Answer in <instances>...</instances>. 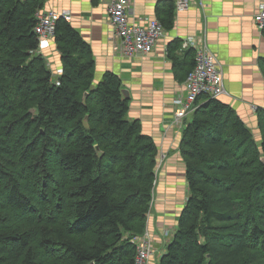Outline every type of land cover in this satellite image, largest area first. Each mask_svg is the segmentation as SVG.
<instances>
[{"label": "trees", "instance_id": "1", "mask_svg": "<svg viewBox=\"0 0 264 264\" xmlns=\"http://www.w3.org/2000/svg\"><path fill=\"white\" fill-rule=\"evenodd\" d=\"M45 2L0 0V264H39L40 252L66 264H135L158 145L130 117L118 75L106 72L95 84L91 46L64 19L54 34L63 73L53 81L34 30ZM156 17L171 29L175 1L160 0ZM181 42L169 45L175 66L186 64L176 55ZM181 52L189 72L195 51ZM261 67L264 74V58ZM195 104L180 142L188 196L156 264H264V108L256 111L259 142L220 98L201 95ZM53 179L62 193L76 184L67 216L60 206L42 212L40 186ZM7 207L46 223L40 232L11 229ZM89 232L91 243L81 239Z\"/></svg>", "mask_w": 264, "mask_h": 264}, {"label": "crops", "instance_id": "2", "mask_svg": "<svg viewBox=\"0 0 264 264\" xmlns=\"http://www.w3.org/2000/svg\"><path fill=\"white\" fill-rule=\"evenodd\" d=\"M160 0H130L127 17L130 22L146 25L156 17ZM112 0H46L44 10L71 13V24L91 46L98 82L106 72H113L129 90L130 117L139 119L143 132L158 145L156 182L148 214L147 227L161 256L177 228L178 217L188 196L186 164L180 151L182 129L173 125L175 101L185 94L187 62L185 53L177 51L186 64L175 66L169 54L174 40L187 37L206 38L224 70L228 103L252 129L260 142L256 111L264 108V31L254 15L264 0H190L188 9L175 7L171 29L147 55L124 57L117 50L120 40L109 20ZM53 39L41 53L59 63L52 55ZM50 52V53H49ZM178 60V59H177ZM164 247V248H163Z\"/></svg>", "mask_w": 264, "mask_h": 264}, {"label": "built area", "instance_id": "3", "mask_svg": "<svg viewBox=\"0 0 264 264\" xmlns=\"http://www.w3.org/2000/svg\"><path fill=\"white\" fill-rule=\"evenodd\" d=\"M130 0H112L108 8L110 24L115 35L120 39V54L124 57H136L150 54L166 29L157 18L146 25L130 22L127 10ZM190 0H177L176 8L180 11L189 7ZM35 32L38 36V49L48 47L52 40L58 20H71L68 12L46 10L38 14ZM255 21L260 29L264 28V2L255 14ZM183 48L192 47L196 53V64L185 80V94L175 101L174 125L182 129L186 118L196 109L195 102L201 95L219 98L227 94L224 83V70L215 53L210 49L206 38L189 37L183 41ZM119 48V47H118ZM136 244L135 264H151L155 248L151 235L145 233L133 239Z\"/></svg>", "mask_w": 264, "mask_h": 264}, {"label": "rangeland", "instance_id": "4", "mask_svg": "<svg viewBox=\"0 0 264 264\" xmlns=\"http://www.w3.org/2000/svg\"><path fill=\"white\" fill-rule=\"evenodd\" d=\"M175 1V7H176V2L177 0H174ZM189 6H190V3H189ZM260 7V6H259ZM189 8V7H188ZM187 8V9H188ZM48 10V9H47ZM49 10H53V9H49ZM259 10V8H258ZM38 12H36V16H38V14L42 13V12H45L46 10L42 8H39L37 10ZM180 11V10H179ZM63 12H68V11H61V13ZM258 12V11H257ZM256 12V13H257ZM70 13V12H68ZM255 13V14H256ZM71 15V13H70ZM255 17V15H254ZM72 19V18H71ZM110 20V19H109ZM71 21V20H70ZM254 21H255V18H254ZM256 23V21H255ZM257 25V23H256ZM258 27V25H257ZM259 28V27H258ZM260 29V28H259ZM260 30H264L263 29H260ZM55 36V35H54ZM54 36H53V41L55 40L54 39ZM189 38V37H187ZM185 38V39H187ZM184 39V40H185ZM120 40V39H119ZM183 40V41H184ZM183 41L181 42V51H184V50H187V49H190L192 47H189V48H183L182 47V44H183ZM209 45V44H208ZM119 48H117V50H120V46L118 45ZM155 48V47H154ZM194 49V48H193ZM52 55H56L59 57L60 55V52L58 50V47L54 41L53 43V47H52ZM195 51V50H194ZM50 53V52H49ZM123 56V55H122ZM45 58V63H46V67L49 68V70L51 71L52 73V79L55 83H58L59 81V76L62 75V69H63V65L61 63V61H59V63H54L53 61H51L50 57L47 56V55H44L43 56ZM218 58V57H217ZM189 60H190V57H189ZM195 64H196V53H195ZM195 67V65H194ZM194 67L191 69L193 70ZM189 68H187L186 70V73L188 72ZM190 70V71H191ZM189 71V72H190ZM95 72V71H94ZM188 72V73H189ZM188 75V74H187ZM187 76L185 77V80H186ZM94 80H95V84H97V81H96V76H94ZM224 83H225V79H224ZM123 87V85H122ZM184 87H185V83H184ZM226 95V94H224ZM84 96V95H83ZM221 97V96H220ZM219 97V98H220ZM82 98V96L80 97ZM87 99V98H86ZM88 100V99H87ZM175 113V112H174ZM191 115V114H190ZM190 115L186 118V120L190 117ZM173 125H174V121H173ZM175 126V125H174ZM184 128V127H183ZM157 171V169H156ZM54 180V179H53ZM57 181H60L59 178H57ZM44 185L43 186H40V188H43L44 191L46 192L47 196L44 197L40 194V197H41V201H42V212L46 215V209L48 208V205H50V209H47V211L49 213H55L56 211L59 210V208H57L58 206H60L61 209H63V215L64 216H67L68 213H70V208L73 204V200L75 198L72 197V193H71V189L76 185L75 183H70V186H69V191L68 193L67 192H64L62 193V188L59 186L58 183H55V180L54 182H52V184L48 185L47 186V180H45L44 182ZM59 193H62L63 197L61 198V202L59 204V201H60V198H59ZM152 204V202H151ZM4 212V214H7L9 216V220H8V225L11 229H14V230H17V231H20V230H26V229H30V228H33L35 227L36 228V232H40L41 228L43 227V224H45L46 222H37L36 220H32L30 221L29 219L30 216H28V220H26L25 218L26 217H19L18 214L16 213V211L12 208V207H7L6 209L2 210ZM54 219V218H53ZM147 224H148V217H147ZM145 233H148L149 235H151V233L149 232V229L148 227L146 226V230L142 233V234H139L138 236L140 235H143ZM136 236V237H138ZM172 236V235H170ZM82 240H84V242H93L94 240V237H93V232H89L87 235L81 237ZM151 239H152V244H153V247L155 248V251H154V254H153V257L151 258V264H156L158 261H159V258H160V252L162 250V247L160 248V245L158 246L157 245V240L155 239V237L151 235ZM164 248V247H163ZM41 254V255H40ZM40 257H39V264H66V262L63 260V259H56V257H46L43 253H39Z\"/></svg>", "mask_w": 264, "mask_h": 264}, {"label": "water", "instance_id": "5", "mask_svg": "<svg viewBox=\"0 0 264 264\" xmlns=\"http://www.w3.org/2000/svg\"><path fill=\"white\" fill-rule=\"evenodd\" d=\"M121 94H122V98H123V99H125V100H130L131 95H130V92H129L128 89H126V88H122V90H121ZM86 97H87V92L84 94V100L86 99ZM30 112L35 113V109L32 108V109L30 110ZM87 119H88V117H86L85 120H87ZM97 149H98V147H97ZM98 153H99L100 156L102 155V153L99 151V149H98ZM261 161L264 163V156L261 157ZM207 257H208V260H210V255H209V254L207 255Z\"/></svg>", "mask_w": 264, "mask_h": 264}, {"label": "bare ground", "instance_id": "6", "mask_svg": "<svg viewBox=\"0 0 264 264\" xmlns=\"http://www.w3.org/2000/svg\"><path fill=\"white\" fill-rule=\"evenodd\" d=\"M38 48V47H37ZM38 52H41L39 49L37 50Z\"/></svg>", "mask_w": 264, "mask_h": 264}]
</instances>
